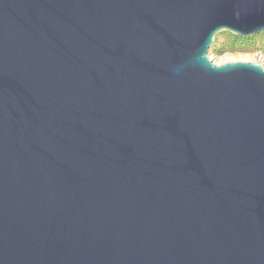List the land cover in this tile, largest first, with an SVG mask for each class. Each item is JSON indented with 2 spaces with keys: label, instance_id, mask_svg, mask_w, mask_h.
<instances>
[{
  "label": "water",
  "instance_id": "95a60500",
  "mask_svg": "<svg viewBox=\"0 0 264 264\" xmlns=\"http://www.w3.org/2000/svg\"><path fill=\"white\" fill-rule=\"evenodd\" d=\"M223 30L264 0H0V264H264V67Z\"/></svg>",
  "mask_w": 264,
  "mask_h": 264
},
{
  "label": "trees",
  "instance_id": "16d2710c",
  "mask_svg": "<svg viewBox=\"0 0 264 264\" xmlns=\"http://www.w3.org/2000/svg\"><path fill=\"white\" fill-rule=\"evenodd\" d=\"M223 39L220 41L219 37L214 38L211 49L217 54L224 51H248L259 50L264 53V30L258 34L249 36H240L235 33L223 30L219 32Z\"/></svg>",
  "mask_w": 264,
  "mask_h": 264
},
{
  "label": "rangeland",
  "instance_id": "374dc122",
  "mask_svg": "<svg viewBox=\"0 0 264 264\" xmlns=\"http://www.w3.org/2000/svg\"><path fill=\"white\" fill-rule=\"evenodd\" d=\"M218 33L216 36L219 37L221 41L223 39L222 35ZM215 36V37H216ZM261 51L259 50H248V51H224L221 54H217L213 52L211 47H209L207 51V55L212 58L214 61H227L229 59H236V60H250L253 62H258L264 67V53L260 54ZM225 57V58H224ZM225 60H224V59Z\"/></svg>",
  "mask_w": 264,
  "mask_h": 264
},
{
  "label": "bare ground",
  "instance_id": "6f19581e",
  "mask_svg": "<svg viewBox=\"0 0 264 264\" xmlns=\"http://www.w3.org/2000/svg\"><path fill=\"white\" fill-rule=\"evenodd\" d=\"M224 58H225V57H224ZM224 58H223V59H224ZM224 60H225V59H224ZM228 60H232V59L227 58V61H228ZM219 62H221V61H219Z\"/></svg>",
  "mask_w": 264,
  "mask_h": 264
}]
</instances>
